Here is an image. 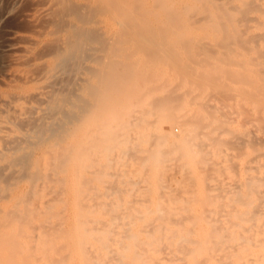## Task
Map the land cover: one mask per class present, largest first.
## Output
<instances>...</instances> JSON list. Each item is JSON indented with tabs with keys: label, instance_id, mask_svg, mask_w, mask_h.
Returning a JSON list of instances; mask_svg holds the SVG:
<instances>
[{
	"label": "bare ground",
	"instance_id": "obj_1",
	"mask_svg": "<svg viewBox=\"0 0 264 264\" xmlns=\"http://www.w3.org/2000/svg\"><path fill=\"white\" fill-rule=\"evenodd\" d=\"M37 3L45 8L36 9L28 22L32 33L22 41L19 67L9 79L12 89L0 92V264H69L73 245L78 264H132L128 258L161 264L156 254L170 243L175 260L191 256L196 264H264V0ZM170 75L182 91L177 84L169 88ZM153 117L170 123L171 130L156 137L145 131L138 137L156 143L142 149L133 135L157 127ZM245 123L256 131L249 129L250 139L244 137ZM249 147L256 156L244 181L225 193L227 203L214 201L211 191L217 185L207 184L206 205L231 210L176 217L175 207L165 210L159 202L153 210L125 212L129 222L144 226L123 229L115 239L117 229L96 225L104 223L102 214L113 225L118 211L97 213L88 206L108 203L83 201L117 161L118 150L142 166L163 165L177 155L182 167L193 162L209 167L201 174L216 182L225 171L219 161L226 156L224 148L242 156ZM188 181V186L194 183ZM69 190L78 206L73 233L64 225ZM200 223L206 225L202 230L195 228ZM110 242L119 243L120 251ZM97 249L101 254L94 256Z\"/></svg>",
	"mask_w": 264,
	"mask_h": 264
},
{
	"label": "rangeland",
	"instance_id": "obj_2",
	"mask_svg": "<svg viewBox=\"0 0 264 264\" xmlns=\"http://www.w3.org/2000/svg\"><path fill=\"white\" fill-rule=\"evenodd\" d=\"M35 1L39 2L40 0L39 1L38 0H0V92L1 93H6V92H8L9 90L12 89V84L10 83L9 79L11 78V75L15 72L17 67H19V64H18L17 60H18V57L21 54L20 47L22 46V41H23L24 37L29 36V34L32 33L31 30H30L31 28L29 29L30 26L28 24V22L31 20L32 13H34L36 9L41 10V9L45 8L43 5H38L39 3H37V2H36L37 3L36 4ZM32 4H34V6ZM27 26H29V27H27ZM172 76L173 75L169 76V80H170V77L172 78ZM174 80H176V82H174ZM177 81L178 80L173 76V78L169 81L171 84L169 85V83H168V86H170L169 88H172V87L174 88V86L177 84V86H175V88L178 89V90L179 89L181 90L182 88L180 87V83L177 82ZM178 83H179V86H178ZM8 84H11V85L8 86ZM171 85H173V86H171ZM8 87H9V89H8ZM177 87H179V88H177ZM3 89H5L4 90L5 92L3 91ZM151 121H153V124L156 125L157 127H153V125L151 124L152 127H150L149 129H147V130H139V132H138L139 134L138 133H134V135H133V136L136 135L134 137L135 139H133V141L135 143L137 142L142 147V149H148L149 150L151 148H154V144L156 143V139H153V138L150 139L149 138L148 141L147 140L143 141L144 140L143 138L141 139V138L138 137L142 133H144L145 131H146L145 132L146 134H150L151 133L153 137L154 136L156 137V135L160 136V135L165 134V133L168 134L170 132V130H171V128H170L171 124L170 123H167V122L156 123L157 121H156L155 117H153L151 119ZM175 127H177L176 128L177 129L176 132L179 133L181 131V128L179 126H177V125ZM179 128H180V130H179ZM249 129L251 130V132L253 134L254 133L256 134L255 128L251 127L250 124L245 123V127H243V133H244V137L247 138V139L252 138V137H250L252 134H251V132H249ZM252 130H254V131H252ZM163 131H164V133H163ZM252 136L254 137V135H252ZM144 143H145V145H144ZM250 148L251 147L244 149V151H245L244 154L245 155L243 154L242 155L243 157L241 155L240 156L238 155L236 149L235 150L234 149L233 150H227V149L224 148V150H225L224 152H226V156L227 157L226 156L224 158L223 157L222 158L219 157V161H222L221 165L223 167V170L225 169V171H223L224 173L222 172L223 174L222 173L219 174L221 176H219V175L216 176L217 180H219L221 178L220 179L221 182H220V180L216 181V182H207V177L208 176L204 172H202V174H201V171L203 170L204 167L203 168L201 167V169H200V166L196 165L195 162H193V164L191 166H189V167H182L180 162L178 160L176 161V159L178 158L177 155H172L171 157L173 159L171 160L170 159L171 157H170L169 158L170 160L168 159L166 161L168 163L165 162L163 165H159V166H156V167L154 165L142 166L135 159L131 160V158H132L131 156H129V158L128 157L125 158L121 154V151L118 150L115 153V158L119 154L118 158L116 159L117 161H115V159H114L113 160V165L114 166L112 165L111 166L112 168H109V170L107 171L109 174L107 173V175L105 177H102L101 179L96 180L94 182V190L91 191V192H86L84 194V196L86 198H84L83 201H85V204H87V205H91V204H93V202L97 203L98 201H99L98 203H108V205H99V208H98L97 205L88 206V208L92 209V210L96 208V210L98 211L97 213L102 212L103 210L107 211V212H111V211L113 212L114 210H115V212H117V211L119 212L120 211L119 213L117 212V214L121 215L122 217L120 216V218L118 220L114 221V224L115 223H117V224H115V225L113 224L112 225V223L109 221L110 217L108 218V215H106V214L103 215L102 214L101 217H102L104 223L96 225L100 229L101 228L102 229H109V228L110 229H114V228L117 229V230L114 229L116 231L113 234L115 239H116L118 234L119 235H118L117 239H119L120 238L119 236L121 235L120 233H122V231H124L126 228L127 229L131 228L133 231H139L144 226V224L141 223V222H134V223H132L131 221L129 222L128 218L126 217V214L128 213V211H130V212H140V211H146V210H153V209L157 208L155 206V204L159 203V202H162L165 205V206L164 205L162 206V208L165 209V210H171V208L173 210V208L175 207L173 211H177L180 214V215L178 214L176 217H181V215L182 216H184V215L185 216L186 215H192V216L193 215H197L198 216V215H201L203 212H206V209H207V212L218 211L219 207H220V209H219L220 211L231 210L232 208H230L229 206H226V205L225 206L223 205L222 206L223 208L221 206H218V205L217 206H208V205H206L207 198L205 196V193H206L207 184L208 185L209 184L210 185H217V188H220V189L223 190V191H218V189L216 188V189H214V191H211L212 195L214 196V199H213L214 201L220 202V203H227L228 200L225 197V193H227V190L230 187H236L237 185H240V183H242L244 181V179L247 176V174L245 173V170L247 169V167H249V165H252V159H254V157L256 156V152L254 150H252V148L251 149ZM232 151H233V153H232ZM235 153H236V155H234ZM227 154H230V155L232 154L234 156H232V155L230 156V155H227ZM225 158H227V159H225ZM250 160H251V163H250ZM224 161H226V162H224ZM115 162H117V163L115 164ZM130 162H132V166L135 164L134 165L135 167L133 166V168H131V165H130L131 163ZM119 163H121V164H119ZM127 163H129V164L126 165ZM247 163H249V164L247 165ZM118 165H120L122 167H120ZM228 165L230 166V168H229ZM123 166H125L127 170H125V168ZM168 166H169V168L171 170L168 168ZM226 166H227L228 169L226 168ZM145 167H146V169H145ZM179 167H180V169H179ZM136 168L139 169V170H137ZM156 168H157V170H156ZM184 168H187L186 169L187 172L188 171L190 172L188 174V176L193 180L192 182H194L193 184H191V186H188L190 184L188 179H190V178L187 177V180H186L185 179L186 177L185 178L183 177V175H185L184 173L186 172V171H184ZM205 168H209V167H205ZM132 169H134V170H132ZM147 169H148V171H147ZM144 170H146L147 174H146V172ZM174 170H176V172L178 170L177 174H176V172ZM120 171H121V173H120ZM126 171H128V172H126ZM163 171H164V173H163ZM166 171H168V172H166ZM181 172H182V176H180ZM115 173H117V174H115ZM130 173H131V179L134 178V179H132V181H131V179H129V177H130L129 174ZM227 173H228V175H227ZM164 174L166 175V178H165ZM171 174H173V175H171ZM224 174L226 175V178H224L225 177ZM112 176H114V178ZM159 176H161V177H159ZM186 176H187V174H186ZM231 176H233V180H232V178H230ZM162 177L164 178V180L161 179ZM168 177H170L171 180H169ZM137 178L139 180L142 179V181L141 182L138 181ZM174 178H176V180ZM181 178H182V180H180ZM228 178L231 179V180H229ZM166 179H167V181H166ZM133 180L134 181H138L139 183L135 182V184L133 185V183H134ZM185 180H186V182H185ZM112 181L113 182H117L116 185ZM129 181H131L133 183L129 185V183H128ZM107 182H110V183L108 184ZM219 182L222 183L223 185L220 184ZM160 183H162L163 187L160 185ZM182 183H183V186H181ZM99 184L100 185L103 184V185L99 186ZM110 184H112V186L114 184L115 187L111 188ZM226 184L228 186H225ZM194 185H196V186L194 187ZM103 186H104V188H102ZM106 186H108V187L106 188ZM168 187H169V189H168ZM178 187L180 188V190L178 189ZM182 187H183V190L181 192ZM187 187H189V188H187ZM185 188H187V190ZM118 189H119V192H118ZM172 189H173V191H172ZM105 191H106V193H105ZM103 192L105 194H108V196H106ZM131 192H132V194L130 196ZM159 192H160V196H159ZM161 192L162 193L164 192V193L162 194ZM186 192L189 194V196H187L188 194ZM110 193H112L113 195H109ZM141 193H143L144 195L141 194ZM125 194H126V196H125ZM102 195H104V197ZM137 195L140 198H137ZM157 195L159 197H157ZM169 195L173 196L172 198H174L173 199L174 201L172 200V198ZM185 196H186L187 199H184ZM98 197L99 198L101 197L105 202H103V200L101 198L97 200ZM122 197L124 198V200L122 199ZM190 197H191V199L189 200L188 198H190ZM120 198H121V200H119ZM220 198H221V200H220ZM64 199L66 200V203L64 205L65 207L63 206V210H64L63 213H64V218H65V220H64L65 224L64 225H65V227L67 228V230L70 233H73V231L75 230V226H76V220H75L76 218L75 217H76V213L78 212V206L76 205V196H75V194H74V192L72 190H69V192L65 195ZM167 199L171 200L172 202L169 201V204H167L168 203ZM91 200H93V201H91ZM100 200L102 202H100ZM134 200L137 201V202H135ZM188 200H189V203L187 202ZM192 200H194V201L192 202ZM108 201H110V202H108ZM182 204H183V206H182ZM111 205H113V207ZM167 205H169V206H167ZM176 205H179V207L176 206ZM133 206H134V208H137L139 206L138 209H140V208L141 209L140 210L135 209L133 211V209H134ZM180 206L182 207V210L180 209L181 208ZM203 206H204V208H203ZM121 207H122V209H121ZM165 207L168 208V209H166ZM190 207H192V208H190ZM211 207H213V208H211ZM124 208H125V211H122V210H124ZM59 209L62 210L61 208H57V210H59ZM76 209H77V211H76ZM129 209H131V210H129ZM125 212H127V213H125ZM105 220H106V222L107 221H109V222L106 223ZM105 223H106V225H105ZM118 223H119V225H118ZM130 223H131V225H130ZM189 224L190 223H187L184 226L187 227V228H193L194 227L193 224H190V226H189ZM92 225L95 226L94 224H92ZM118 226H122V228L120 227V229H119ZM205 226L206 225H204V224L202 225V223H200V225L198 226V224H197V226H195V228L199 229L200 227H202V228L199 229V230H202V229L205 228ZM202 240H203V238L200 239V241H202ZM113 242H110V247H112V249L113 248L114 249L116 248L117 250L119 249L118 251H120L121 245H118L119 243L116 242L115 244H117V246H118V247H116L115 244H113ZM126 244H129V243L127 242ZM94 247L97 248L98 246L95 245ZM70 249H71L70 250L71 257L74 260H72V262L69 263V264H78L79 258H78V249H77V247L75 245H73L72 247H70ZM97 250H99V249H97ZM162 250H164V252L160 251L159 253L156 254V257H157L156 262L159 261V262H161V264H167V263H169V264H196L191 256H186L183 261L182 260L181 261L180 260H175L174 258H172L173 254L174 255L176 254L174 252L175 251V247H174V245L172 243H170L169 245L168 244L164 245ZM99 252H101V251L100 250L96 251V253L94 252L93 255L94 256L98 255ZM99 254H101V253H99ZM176 255H178V254H176ZM127 262L135 264V261L132 260V258H128ZM213 264H217V262H215Z\"/></svg>",
	"mask_w": 264,
	"mask_h": 264
}]
</instances>
